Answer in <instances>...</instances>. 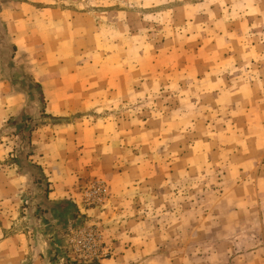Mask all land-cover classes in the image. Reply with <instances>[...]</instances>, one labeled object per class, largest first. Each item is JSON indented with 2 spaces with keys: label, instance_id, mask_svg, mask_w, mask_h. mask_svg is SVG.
<instances>
[{
  "label": "rangeland",
  "instance_id": "1",
  "mask_svg": "<svg viewBox=\"0 0 264 264\" xmlns=\"http://www.w3.org/2000/svg\"><path fill=\"white\" fill-rule=\"evenodd\" d=\"M94 261L264 264V0H0V264Z\"/></svg>",
  "mask_w": 264,
  "mask_h": 264
},
{
  "label": "trees",
  "instance_id": "2",
  "mask_svg": "<svg viewBox=\"0 0 264 264\" xmlns=\"http://www.w3.org/2000/svg\"><path fill=\"white\" fill-rule=\"evenodd\" d=\"M15 52H17V48L14 47L13 48ZM37 87V90H38V98H37V102L39 103L42 111H41V115L43 118H50V119H54L52 118L51 116L47 115L46 114V102H45V98H44V94L42 92V88L39 84L36 85ZM20 120V119H19ZM18 119L15 120V119H12L9 121V125L14 127V128H18L19 129V133L22 134L23 132L27 131L28 133V136H24L23 135V139L27 142L26 146L28 147H31L32 146V140H31V137H32V134L36 128L34 127H30V126H26L24 125L23 127L22 126H19L20 124H22V120L19 121ZM56 120V119H55ZM30 155H33L32 152H30L29 156ZM13 163L18 161V159H13L12 160ZM40 172L42 171V169L40 167H37ZM43 177V175H42ZM46 193L44 195V198H43V203L46 207V210L47 211H50L52 212L54 215H64L66 216L67 212L72 209V213H73V218H74V222H72V224L74 225L73 228L76 226V221L78 219V217L81 215L79 210L70 202V201H61V202H54V201H51L50 198H49V195H50V189H49V183L47 182L46 183ZM65 224H68L69 221L65 220L64 221ZM63 227H66V226H63ZM72 264H77V263H72ZM93 264H100L98 261H94Z\"/></svg>",
  "mask_w": 264,
  "mask_h": 264
},
{
  "label": "crops",
  "instance_id": "3",
  "mask_svg": "<svg viewBox=\"0 0 264 264\" xmlns=\"http://www.w3.org/2000/svg\"><path fill=\"white\" fill-rule=\"evenodd\" d=\"M51 196H52V194H51ZM51 196H50V197H51ZM51 199H52V200H56V201H62V200H64V198H60V199H59V198H54V199H53L52 197H51ZM23 239H24V236H17V237H15L14 239H12L11 241L20 242V241H23ZM20 243H22V242H20Z\"/></svg>",
  "mask_w": 264,
  "mask_h": 264
}]
</instances>
